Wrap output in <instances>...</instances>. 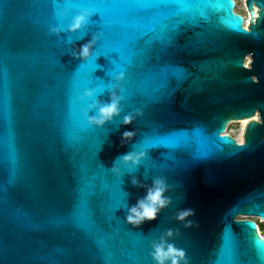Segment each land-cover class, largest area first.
Returning a JSON list of instances; mask_svg holds the SVG:
<instances>
[{
    "label": "water",
    "instance_id": "1",
    "mask_svg": "<svg viewBox=\"0 0 264 264\" xmlns=\"http://www.w3.org/2000/svg\"><path fill=\"white\" fill-rule=\"evenodd\" d=\"M245 4L247 27L235 0H0V264H155L169 230L187 264H264V0ZM90 8L94 23L68 31ZM100 33L113 59L95 70L69 50ZM112 85L121 114L89 126L84 91ZM243 119L239 142L225 131ZM131 151L147 156L121 178L111 168ZM132 176L165 178L171 200L138 228Z\"/></svg>",
    "mask_w": 264,
    "mask_h": 264
},
{
    "label": "clouds",
    "instance_id": "2",
    "mask_svg": "<svg viewBox=\"0 0 264 264\" xmlns=\"http://www.w3.org/2000/svg\"><path fill=\"white\" fill-rule=\"evenodd\" d=\"M61 16L67 15V13H60ZM94 15L93 11L82 10L79 14L75 15L71 23L68 26V31L72 33L84 31L89 24L90 18ZM64 31L62 26H52L50 28V34L59 36ZM102 33L93 35L92 39L80 46L79 48L73 47L69 52L73 58L82 61H89L93 57V49L100 39ZM117 81L124 79V74L120 73L115 77ZM99 93L97 90H85L82 98H87L93 102L88 105L84 115L87 119L89 126L103 127L108 122L114 120L115 117L121 114V100L123 99L115 91L110 93V102H104L99 100ZM95 111V115L89 113ZM137 115H143L142 112L137 111L135 115L128 114L123 118L124 125H132ZM136 137L135 131H125L122 134L121 144L124 145L126 142H131ZM147 153L144 151H131L122 156L116 158L111 168V171L123 178L120 164L127 166L129 173L137 170L140 167L141 161L145 159ZM131 183L136 188H145L146 195L138 198L137 203L128 208L126 215V222L133 227H140L146 221H155L158 218V214L161 210L168 207L171 200L165 195L169 190L167 181L163 177H157L152 180L150 186L142 183L136 176H132ZM130 195V193H128ZM195 215L194 209L180 210L176 219L184 222L187 221L186 227H192L194 221L188 218ZM259 226V225H258ZM260 230V228H259ZM173 236L171 230L167 231L160 237L159 240L154 241L152 244L153 251L151 255L155 261V264H187L186 253L182 249H178L174 244L168 242V238Z\"/></svg>",
    "mask_w": 264,
    "mask_h": 264
},
{
    "label": "rangeland",
    "instance_id": "3",
    "mask_svg": "<svg viewBox=\"0 0 264 264\" xmlns=\"http://www.w3.org/2000/svg\"><path fill=\"white\" fill-rule=\"evenodd\" d=\"M235 1L237 3V8L235 9L236 12L242 14L244 17H247L248 19L249 13L246 8L245 0H235ZM244 128H245V125L243 124L242 121H234V122L229 123L228 133L236 138L241 137V136L243 138ZM239 218H243V217H239ZM253 219L256 220L260 224L261 226L260 233L264 236V221L258 218H254V217Z\"/></svg>",
    "mask_w": 264,
    "mask_h": 264
},
{
    "label": "snow or ice",
    "instance_id": "4",
    "mask_svg": "<svg viewBox=\"0 0 264 264\" xmlns=\"http://www.w3.org/2000/svg\"><path fill=\"white\" fill-rule=\"evenodd\" d=\"M93 9H95V8H90V9H87V10L93 11ZM97 11H98V10L93 11L94 14H96ZM92 23H94V21H92L91 18H90V21H89L88 26H89L90 24H92ZM87 28H88V27H87ZM94 35H95V34H94ZM73 44H74V43H73ZM100 56H104V57L109 58V60H110L111 63H112V59H113V58H112V54L109 53V54L106 55L104 51H100V50H99V43H97V44L95 45L94 49H93V57H92V59H90L89 61H84V62H85V65H87L90 61H93V60H94V65H95V70H96L97 68L100 67V65L96 63V59H97L98 57H100ZM95 70L89 73V78L92 79V80H96V79H94V77H93V73L95 72ZM96 81H97V83L103 85V82H102L101 80H96ZM112 87H113V85L110 86V87H107V88L101 86V87L98 88V89H100V91H98V93L103 94V93H105L106 91L109 92V93H111V89H112ZM138 142H139V141H138ZM258 241L260 242V247H264V242H261L260 240H258ZM261 259L264 260V257L261 256Z\"/></svg>",
    "mask_w": 264,
    "mask_h": 264
},
{
    "label": "bare ground",
    "instance_id": "5",
    "mask_svg": "<svg viewBox=\"0 0 264 264\" xmlns=\"http://www.w3.org/2000/svg\"><path fill=\"white\" fill-rule=\"evenodd\" d=\"M248 17H249V16H248ZM245 18H247V17H245ZM247 22L249 23V18H248V21H247ZM248 23H247V25H248ZM247 64H249V59H247ZM254 118L258 119L257 116L254 117ZM248 121H249V119H243V120H242V122H243L244 125H246V123H247ZM237 140H238L239 142H242V141H243L242 136H241V137H238ZM253 217H254V218H258V219L264 221V219L260 218L259 216H253Z\"/></svg>",
    "mask_w": 264,
    "mask_h": 264
},
{
    "label": "built area",
    "instance_id": "6",
    "mask_svg": "<svg viewBox=\"0 0 264 264\" xmlns=\"http://www.w3.org/2000/svg\"><path fill=\"white\" fill-rule=\"evenodd\" d=\"M236 2V1H235ZM237 8V3H236V5H235V8H234V10ZM236 11V10H235ZM248 21V19L247 18H245V22H244V26L245 27H247V22ZM245 63L247 64V60L245 61ZM225 133H228V127H227V129H226V131H225Z\"/></svg>",
    "mask_w": 264,
    "mask_h": 264
},
{
    "label": "trees",
    "instance_id": "7",
    "mask_svg": "<svg viewBox=\"0 0 264 264\" xmlns=\"http://www.w3.org/2000/svg\"><path fill=\"white\" fill-rule=\"evenodd\" d=\"M258 223V222H257ZM258 225H259V228H260V230H261V226H260V224L258 223Z\"/></svg>",
    "mask_w": 264,
    "mask_h": 264
}]
</instances>
